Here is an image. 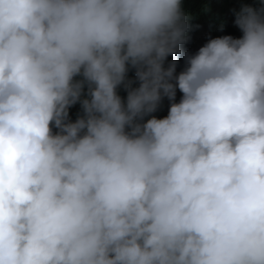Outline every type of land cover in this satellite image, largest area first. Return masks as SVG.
<instances>
[{"label": "clouds", "instance_id": "obj_1", "mask_svg": "<svg viewBox=\"0 0 264 264\" xmlns=\"http://www.w3.org/2000/svg\"><path fill=\"white\" fill-rule=\"evenodd\" d=\"M235 24L185 61L181 0H0V264H264V7Z\"/></svg>", "mask_w": 264, "mask_h": 264}, {"label": "trees", "instance_id": "obj_2", "mask_svg": "<svg viewBox=\"0 0 264 264\" xmlns=\"http://www.w3.org/2000/svg\"><path fill=\"white\" fill-rule=\"evenodd\" d=\"M243 6H250L254 9L264 7L259 0H181V9L185 14L188 24L187 42L181 46L186 61L187 56L195 55L199 48L204 46L210 39L223 36H231L235 39L242 37V31L236 26V14ZM177 61L179 58L177 56ZM168 59L164 62V67L168 66ZM125 83L119 85L116 89L117 95L121 98L122 103H126L128 91L139 87V80L136 77V69L127 65ZM75 81H82V76L74 77ZM128 85V87L125 86ZM181 94L175 97L174 102H179ZM90 99L88 94V84L85 82L80 101ZM77 101L68 108L66 122H75L78 118L84 116L81 102ZM171 101L167 97L162 98L157 110L145 115L140 123L155 116L163 118L167 116ZM58 130L53 127V132Z\"/></svg>", "mask_w": 264, "mask_h": 264}]
</instances>
